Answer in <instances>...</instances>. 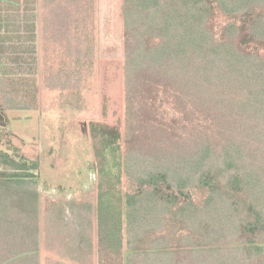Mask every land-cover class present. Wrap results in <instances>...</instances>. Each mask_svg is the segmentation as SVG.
<instances>
[{
  "label": "trees",
  "instance_id": "1",
  "mask_svg": "<svg viewBox=\"0 0 264 264\" xmlns=\"http://www.w3.org/2000/svg\"><path fill=\"white\" fill-rule=\"evenodd\" d=\"M15 1L0 0V111L37 105L39 14L35 3ZM217 10L230 18L221 37L211 25ZM124 18L134 113L152 116L153 98L164 92L176 109H189L191 123L198 112L200 127L225 117L235 130L220 158L222 142L209 135L181 147L163 148L158 139L151 147L124 150L117 128L93 123L96 154L107 174H117L120 182L124 176L132 186L121 197L111 188L100 196V263L116 253L120 264H264V245L256 239L264 233V161H251L250 153L257 143L264 153V56L258 53L264 51V0H124ZM160 124L155 126L165 133ZM6 145L0 133V178H32L38 161L29 165L1 148ZM221 159L231 192L221 186ZM196 190L206 193L202 204ZM229 193L236 198L227 204ZM247 196L250 220L242 223L236 200ZM77 239L75 251L89 258L90 238L81 232Z\"/></svg>",
  "mask_w": 264,
  "mask_h": 264
},
{
  "label": "rangeland",
  "instance_id": "2",
  "mask_svg": "<svg viewBox=\"0 0 264 264\" xmlns=\"http://www.w3.org/2000/svg\"><path fill=\"white\" fill-rule=\"evenodd\" d=\"M23 1L31 6L35 3L39 14L37 105L30 110L0 111V133L7 143L1 148L28 159L29 165L38 161L39 167L30 170L32 178H0V264H101L100 196L111 188L121 197L132 186L124 176L120 182L117 174H107L96 154L92 124L117 128L124 150L141 144L151 147L159 144L158 139L163 148L181 147L189 138L201 140L209 135L215 143L222 142L217 148L220 158L235 125H225L226 118L218 117L212 125L200 127L198 112H193L191 123L189 109L188 113L176 109V100L164 92L154 96L152 116L140 110L134 113L125 73L124 0ZM229 22L221 11L213 13L214 34L221 37ZM258 53L264 56L262 49ZM156 123H162L165 133H159ZM258 147L257 143L250 152L254 154L251 161L261 164L264 153ZM116 162H122V156ZM218 166L221 186L231 192L227 187L230 173L223 172L222 159ZM194 193L202 204L204 190ZM226 197L227 204L236 198L231 193ZM236 201L241 202L235 206L239 210L234 211L236 219L249 221V197ZM81 232L91 240L85 244L87 250L91 248L89 258L75 251ZM256 239L264 245V233ZM119 258L116 253L109 255L107 264H120Z\"/></svg>",
  "mask_w": 264,
  "mask_h": 264
}]
</instances>
